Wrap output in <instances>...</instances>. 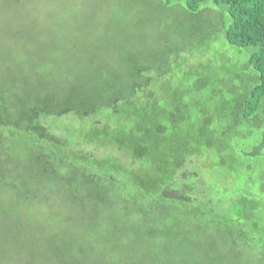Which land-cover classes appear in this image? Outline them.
Wrapping results in <instances>:
<instances>
[{
    "label": "trees",
    "instance_id": "16d2710c",
    "mask_svg": "<svg viewBox=\"0 0 264 264\" xmlns=\"http://www.w3.org/2000/svg\"><path fill=\"white\" fill-rule=\"evenodd\" d=\"M0 264H264V0H0Z\"/></svg>",
    "mask_w": 264,
    "mask_h": 264
},
{
    "label": "rangeland",
    "instance_id": "374dc122",
    "mask_svg": "<svg viewBox=\"0 0 264 264\" xmlns=\"http://www.w3.org/2000/svg\"><path fill=\"white\" fill-rule=\"evenodd\" d=\"M156 2H159L160 0H153ZM134 3H136L134 1ZM210 16L208 17V14H205V18L201 19L199 21V29H204V31L202 33H200V35L202 36L204 33V38H205V42L211 43L212 45L215 44V47L218 49V51L222 54V58L220 59V61L218 63H222L225 59L224 54L222 53V50L226 49L228 51V53L230 54L231 59L233 60L232 63V68L235 70H239V65H241L242 63H244L246 61V56L244 54H240L238 51L241 50L240 48L236 47V46H230L226 43L225 39H224V31H223V24L227 22L228 20V16L221 13L217 7H210ZM170 14L172 15L174 14H178V12H174V8L169 10ZM215 13H220L223 15L222 19H219V17H214ZM222 32V33H221ZM195 38V39H194ZM196 38H199V34L194 35L193 38L191 39L193 41H196ZM219 40H222V44L219 47L218 42ZM217 42V43H216ZM208 55H210V53H208ZM198 57L201 55H197ZM202 59H204L203 56H201ZM190 61H193V59H189ZM74 126V125H71ZM64 130H66V127H64V125L61 127ZM85 128V127H83ZM73 129V128H72ZM89 147V146H88ZM105 151H108V149H98V154H103ZM204 158V157H203ZM211 160V159H210ZM205 162V161H204ZM205 173L211 172V169H213L211 162H205ZM220 170V171H219ZM218 173H221V169H218Z\"/></svg>",
    "mask_w": 264,
    "mask_h": 264
}]
</instances>
